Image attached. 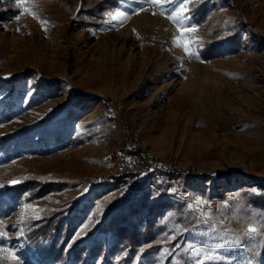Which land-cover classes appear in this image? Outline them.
Listing matches in <instances>:
<instances>
[{
	"label": "rangeland",
	"instance_id": "374dc122",
	"mask_svg": "<svg viewBox=\"0 0 264 264\" xmlns=\"http://www.w3.org/2000/svg\"><path fill=\"white\" fill-rule=\"evenodd\" d=\"M83 1L97 0H52L49 23L28 0H0V181L39 175L67 184L40 202L6 199L0 264H42L26 244L25 228L43 207L72 201L83 227L95 213L106 220L123 194L142 201L150 193L149 203L155 201L154 180L139 179L129 190L116 185L113 157L123 122L156 158L197 175L183 182L189 196L181 200L171 188L167 207L134 217L167 230L162 253L145 264H177L180 257L186 264H257L264 210L248 197L264 192V0H212L201 31L188 14L193 0H184L188 19L180 26L167 18L180 0H120L98 27L97 18L81 12ZM235 29L241 47L202 60L204 41ZM175 37L190 43L193 54ZM203 199L217 200L218 212ZM250 226L258 231L248 237ZM110 235L100 239L110 243ZM236 244L245 248L242 255Z\"/></svg>",
	"mask_w": 264,
	"mask_h": 264
},
{
	"label": "trees",
	"instance_id": "16d2710c",
	"mask_svg": "<svg viewBox=\"0 0 264 264\" xmlns=\"http://www.w3.org/2000/svg\"><path fill=\"white\" fill-rule=\"evenodd\" d=\"M52 0H28L27 5L42 20L52 23L47 12V5ZM64 4L68 0H60ZM120 0H97L93 5L86 1L81 3V12L97 18L94 26H101L105 16L114 11ZM212 0H193L188 14L202 30L212 11ZM243 38L235 29L219 41H204L200 49L203 61L210 62L218 59L222 50L239 48ZM112 102L107 100L106 107ZM121 178L116 181L120 184ZM264 188V181H259ZM67 184L63 181L44 179L39 175L21 179L16 184L11 181H0V213L5 214L6 199L13 203L40 202L53 192H61ZM138 186V185H136ZM136 188V187H135ZM172 189L166 185H156L153 203H149L152 195L147 193L145 198L129 199L126 194L117 197L109 208L106 220H101L95 213L88 223L78 225L77 209L72 201H59L43 207L38 217H30L26 222L25 239L30 250L42 264H145L163 251V244L167 235L164 226L150 223L147 226L134 221V217L141 212L153 215L157 210L167 207L165 197L171 196ZM248 204L254 208L264 210V192L260 195L250 194ZM189 225V224H188ZM1 230V227H0ZM104 233L111 234V242L100 239ZM177 264H186L184 257ZM257 264L264 263V245L260 251Z\"/></svg>",
	"mask_w": 264,
	"mask_h": 264
},
{
	"label": "built area",
	"instance_id": "2783aa9c",
	"mask_svg": "<svg viewBox=\"0 0 264 264\" xmlns=\"http://www.w3.org/2000/svg\"><path fill=\"white\" fill-rule=\"evenodd\" d=\"M122 145L113 157V171L121 178L120 187L129 190L137 185L139 179L154 180L175 190L179 199L190 195L183 182L197 179L196 173L187 166L167 158H156L149 147L138 138L127 122L122 124ZM207 210L218 212L219 203L215 199H203ZM146 221V219H145ZM235 254H243L244 247L234 246Z\"/></svg>",
	"mask_w": 264,
	"mask_h": 264
},
{
	"label": "snow or ice",
	"instance_id": "6c2138e0",
	"mask_svg": "<svg viewBox=\"0 0 264 264\" xmlns=\"http://www.w3.org/2000/svg\"><path fill=\"white\" fill-rule=\"evenodd\" d=\"M153 2L156 4H160L162 2V0H153ZM163 2H171V0H163ZM185 7H186V5L184 4V0H180V4H179L178 8L173 9V12L175 13V15L173 16L172 13H168L167 18L171 19L173 21V23L180 26L181 21L188 19L187 15L185 14ZM109 15H111V14H109ZM116 15L120 16V15H123V13H117ZM113 19H115V17H113ZM125 19H127V17H125ZM118 22L122 23L123 21H118ZM178 31L188 33V32L196 31V29L192 28V27H186V28L185 27H178ZM174 42L176 43V46L183 47L186 54H189V55L193 54L190 51V43H185L183 41L182 37H175ZM17 182L18 181H13V183H17ZM257 231H258V229L255 226H250L247 229L246 236L250 237L251 235L255 234ZM2 235H4V233H0V236H2ZM12 259L14 261H16L17 257L14 254H12ZM209 259H211V257H209ZM198 264H203V261H198Z\"/></svg>",
	"mask_w": 264,
	"mask_h": 264
}]
</instances>
